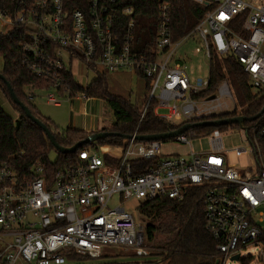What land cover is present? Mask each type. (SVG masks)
<instances>
[{"label": "built area", "instance_id": "built-area-1", "mask_svg": "<svg viewBox=\"0 0 264 264\" xmlns=\"http://www.w3.org/2000/svg\"><path fill=\"white\" fill-rule=\"evenodd\" d=\"M13 1L15 17L0 11V19L9 29L18 25L26 30L29 39L23 47V66L49 82L48 90L56 94L64 85L63 73L73 76L76 64L83 65L87 73L98 68L149 79L140 123L153 103L154 115L171 124L232 115L236 104L227 82L219 86L213 99H203L200 96L209 79L191 81L186 68L175 60L180 43L195 37L208 61L212 48L235 57L254 93L264 95V4L187 0L206 7L207 12L181 42H173L171 6L166 0H156L154 45L139 50L133 6L119 10L117 0ZM74 3L78 7L72 10ZM244 11L241 32L236 33L230 25ZM119 15L127 22L118 19ZM195 52L201 53V48ZM222 100L232 103L233 110ZM48 101L59 105L52 94ZM245 123L241 127L252 157L245 168L229 164L225 131L217 129L194 138L208 140V150L186 157H164V141L141 142L135 139L137 132L123 146L101 147L103 155L84 150L79 163L58 172L49 188L41 167L35 169L33 178L21 179L7 162H0V264H67L69 254L99 259L107 248L149 256L152 249L146 244V228L136 223L125 205L157 199L182 201L191 186L206 188L202 205L205 228L217 252L215 264L233 263L237 255L238 262L252 260V256L243 257L251 247L259 251L257 257L264 264V113ZM227 126L228 130L237 125ZM173 140L191 145L185 134ZM105 157L116 163L106 162Z\"/></svg>", "mask_w": 264, "mask_h": 264}, {"label": "trees", "instance_id": "trees-1", "mask_svg": "<svg viewBox=\"0 0 264 264\" xmlns=\"http://www.w3.org/2000/svg\"><path fill=\"white\" fill-rule=\"evenodd\" d=\"M171 6V33L173 42H181L198 24L202 22L207 8L187 0H166ZM118 9L133 6L135 8L136 48L148 49L154 45L157 24L156 0H117ZM78 7L72 4L70 9ZM0 11H7L12 19L16 14V3L13 0H0ZM247 11L236 17L230 29L241 32ZM118 19H123L119 15ZM28 34L22 26L13 25L6 32H0V58L3 61V70L0 72L12 86L19 100L27 106L32 115L39 119L54 135L56 142L63 148H70L94 133L79 130L60 129L51 120L43 117L33 105L34 90H48L50 83L32 75L24 66V45L28 42ZM96 77L87 84L86 88L79 86L70 73H63L64 85L58 90L61 98L99 99L103 101L114 116V124L103 132H113L124 136L160 135L178 130L186 124H195L218 119L241 116L253 118L264 107V95L254 93L249 85V76L235 57L221 55L212 48L209 60V86L201 94V98H212L223 82H227L232 92L236 111L234 114L204 118L197 121L181 124H171L157 118L153 110L155 104L148 106L146 115L140 123V116L147 105L151 81L138 74L145 82L146 96L143 103H133L130 98H123L112 94L106 78L107 73L98 68L91 70ZM0 91L18 112L19 117L14 120L0 108V162H7L21 178H33L36 168L41 167V176L47 180L49 188L58 172L72 168L79 163L80 153L84 150L104 146H123L126 140L121 137H108L96 143L85 145L75 154H61L50 143L46 134L30 119L23 110L16 106L10 97L7 86L0 79ZM246 125L250 124L245 123ZM228 126L195 127L185 133L189 138H201L210 135L214 130L224 131ZM168 141V140H167ZM51 153L56 154L54 161L50 160ZM106 162L115 164L116 160L105 157ZM204 186H191L182 201L157 199L146 201L138 206V211L150 221L146 227L147 243L158 251L151 256L161 258L162 264H215V243L205 228L204 208L202 199L205 195ZM157 238V239H156ZM106 250L99 258H104ZM136 256V255H135ZM85 260H84V259ZM69 261H92L87 256L69 254ZM83 259V260H82ZM251 259H244L241 264H251Z\"/></svg>", "mask_w": 264, "mask_h": 264}, {"label": "rangeland", "instance_id": "rangeland-1", "mask_svg": "<svg viewBox=\"0 0 264 264\" xmlns=\"http://www.w3.org/2000/svg\"><path fill=\"white\" fill-rule=\"evenodd\" d=\"M252 3L264 4V0H247ZM5 31V21L0 19V32ZM201 48V53H196V48ZM175 60L186 68V73L190 80L195 82L198 79L206 81L209 79V61L204 55V50L201 44L195 37H190L183 40L177 49ZM3 70V61L0 58V72ZM87 76V77H86ZM73 77L76 83L81 86H85L90 83L96 76L92 73H87L86 68L83 65L79 67L75 64L73 66ZM135 81L132 82V89L135 91ZM1 92V91H0ZM2 93V92H1ZM52 94L55 96V100L59 102V106L48 101V96ZM3 95V94H2ZM33 105L36 110L45 118L51 120L60 129H66V120L69 119L73 112H81L85 108H89V112L96 114L97 117L106 121V123L114 124V116L109 107L101 100L88 103L83 97L75 99L61 98L54 90H34ZM4 96V95H3ZM7 104H2L0 101V108H5L7 114H10L11 118L16 120L19 117L18 112L14 110L12 105L7 101ZM230 101V100H229ZM133 102V101H132ZM223 103H228L229 110H233L232 103L222 100ZM231 102V101H230ZM134 103V102H133ZM181 122H175L176 125ZM223 135L224 149L229 153L227 160L230 165L240 168L248 166L252 157L249 153L250 145L246 138L245 131L241 126H233L231 129H225ZM191 145L181 144L176 141L168 140L164 141L161 154L166 158L171 157H186L191 152H199L209 149L208 140H198L190 138ZM92 150V149H91ZM98 155H103L105 151L101 148H93ZM247 152V153H246ZM236 153H243L242 155H236ZM56 154L51 153L50 160L54 161ZM125 209L129 211L135 218L137 224L146 228L150 221L141 215L138 211V203L136 201L129 202L125 205ZM157 239V238H156ZM146 244L152 249L149 256L139 257L134 252L124 251L118 248H108L106 255L102 259L92 261H69L67 264H162L161 258L151 256V253L158 251L152 247V244ZM259 251L251 247L244 251L243 257L252 256L251 264H263L259 261L257 255ZM136 255V256H135ZM84 259V258H83ZM82 259V260H83ZM85 260V259H84ZM229 264H241V262H233Z\"/></svg>", "mask_w": 264, "mask_h": 264}, {"label": "water", "instance_id": "water-1", "mask_svg": "<svg viewBox=\"0 0 264 264\" xmlns=\"http://www.w3.org/2000/svg\"><path fill=\"white\" fill-rule=\"evenodd\" d=\"M0 79L5 82L7 89L9 91L10 97L12 99V102L16 106L20 107L23 110L25 116L28 119H30L34 124H36L46 134V136L49 139L52 146L61 154H75L79 149L83 148L85 145L93 144V143H96L100 140H104V139H106L108 137H112V136L121 137L124 140H129L133 137V136H124V135H121L118 133H113V132L101 131V132L93 134L92 136L88 137L87 139H85L81 142H78L77 144H75L74 146H72L70 148H63V147L58 145L54 135L47 128V126L45 124H43L39 119L35 118L32 115L30 109L27 106H25L24 103H22L19 100V98L16 96L12 86L6 81V79L4 78V76L2 74H0ZM210 99H213V97ZM263 113H264V107H263L262 111L258 114V116L253 117V118H245V117L237 116V117L228 118V119H218V120L205 121V122H200V123H195V124H186V125L182 126L181 128H179L178 130L170 132V133L160 134V135H148V136L137 135L135 137V139L138 141H141V142L160 141V140L161 141H167V140H172V139H174L180 135H183L187 131L194 129L195 127H221V126H226V125L241 126L245 122H251V121L255 120L256 118H258ZM232 260L238 262L239 256L238 255L235 256Z\"/></svg>", "mask_w": 264, "mask_h": 264}, {"label": "crops", "instance_id": "crops-1", "mask_svg": "<svg viewBox=\"0 0 264 264\" xmlns=\"http://www.w3.org/2000/svg\"><path fill=\"white\" fill-rule=\"evenodd\" d=\"M7 30H9V28L5 26V31L3 32H6ZM106 78L109 84V90L112 94L127 99L130 98L131 101L138 104L143 103L146 96L145 82L143 79L139 78L137 74L129 71L107 73ZM133 80L136 83L135 91L132 89ZM97 100L99 99H88L87 102H96ZM0 101L2 104H7L1 92ZM2 109L4 111L6 110L5 108ZM89 111V108H85L81 112H73L69 119L66 120V129L79 130L82 132L95 134L101 132L103 129H110L113 126V124L108 125L106 121L97 117L96 114L90 113ZM8 115L10 116V114ZM113 153L118 155L119 151H115ZM106 255L108 254L105 253L104 256Z\"/></svg>", "mask_w": 264, "mask_h": 264}]
</instances>
